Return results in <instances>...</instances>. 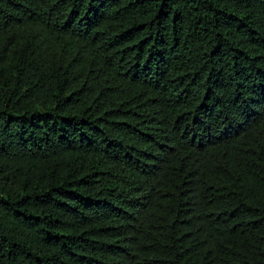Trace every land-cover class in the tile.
<instances>
[{
	"label": "trees",
	"instance_id": "16d2710c",
	"mask_svg": "<svg viewBox=\"0 0 264 264\" xmlns=\"http://www.w3.org/2000/svg\"><path fill=\"white\" fill-rule=\"evenodd\" d=\"M0 264H264V0H0Z\"/></svg>",
	"mask_w": 264,
	"mask_h": 264
}]
</instances>
